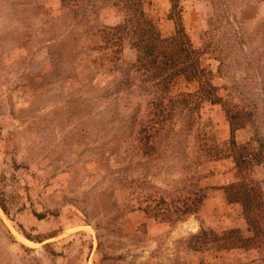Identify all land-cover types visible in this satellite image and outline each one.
I'll return each mask as SVG.
<instances>
[{
	"label": "rangeland",
	"instance_id": "obj_1",
	"mask_svg": "<svg viewBox=\"0 0 264 264\" xmlns=\"http://www.w3.org/2000/svg\"><path fill=\"white\" fill-rule=\"evenodd\" d=\"M127 1L0 0V264H264V242L193 238L256 233L225 187L233 139L264 191V0ZM137 5L161 37L183 28L213 93L178 66L161 102L128 42H105Z\"/></svg>",
	"mask_w": 264,
	"mask_h": 264
},
{
	"label": "trees",
	"instance_id": "obj_2",
	"mask_svg": "<svg viewBox=\"0 0 264 264\" xmlns=\"http://www.w3.org/2000/svg\"><path fill=\"white\" fill-rule=\"evenodd\" d=\"M127 2V6L135 5V1L129 0ZM138 5L137 8L132 10L136 16L134 20H126L121 24L107 27L104 30L105 42L110 41L112 42L111 45H117L123 41L128 42L130 47L135 51L134 62L136 66L138 65L137 68L149 70L148 81L161 85V102L164 101V95L168 91V74L178 66L182 68L189 79L196 77L202 89L204 87L207 88V94L213 93L215 87L209 83L208 72L203 68H198L196 64L201 51L194 49L183 28L178 27L171 37H161L155 31L152 23L145 19L143 11ZM216 100L219 101L220 99L216 98ZM180 103H184L186 107L190 105L188 100L174 101L170 104L165 103L166 116L172 115ZM244 114L250 115L251 113ZM226 115L231 131L245 126L241 121V117H243L241 113L237 111L233 112L232 109H226ZM147 129L149 127L146 125L144 131H147ZM142 131L143 125L139 134ZM260 146H262V143H260ZM240 147L246 151L239 152L238 149ZM229 148L233 152L238 176L236 181L225 187V195L228 201L239 202L242 205L244 218L255 224L256 233L250 237H243L237 229H228L219 235L213 231L207 232V230H201L193 238L202 245L210 244L219 249L255 247L264 242V191L258 187L255 180L251 177V168L254 164L260 162V155L258 152H255L256 149L254 151V148L248 142L244 145H238L232 139L230 140ZM193 194L196 196V193ZM183 198L185 200L184 207L183 209H179L177 202ZM183 198L180 195V197L172 201L175 212H189L194 203L196 204L201 201L202 195H199L194 200L189 199L188 194ZM189 200H191L190 203L188 202ZM181 203H183V200Z\"/></svg>",
	"mask_w": 264,
	"mask_h": 264
}]
</instances>
